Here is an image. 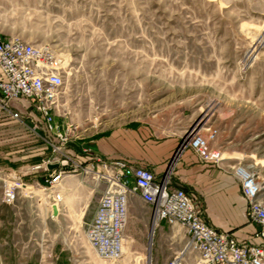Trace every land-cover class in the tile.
Listing matches in <instances>:
<instances>
[{
	"label": "rangeland",
	"instance_id": "1",
	"mask_svg": "<svg viewBox=\"0 0 264 264\" xmlns=\"http://www.w3.org/2000/svg\"><path fill=\"white\" fill-rule=\"evenodd\" d=\"M0 33L51 48L64 76L53 121L68 148L121 130L154 142L215 131L210 150L240 154L264 206V0H0ZM33 180L23 227L0 234V264H166L179 254L195 264L181 228L151 221L120 260L99 259L84 232L104 184L90 172L66 174L60 223L33 228L30 210L50 204ZM139 211L151 217L142 201Z\"/></svg>",
	"mask_w": 264,
	"mask_h": 264
},
{
	"label": "built area",
	"instance_id": "2",
	"mask_svg": "<svg viewBox=\"0 0 264 264\" xmlns=\"http://www.w3.org/2000/svg\"><path fill=\"white\" fill-rule=\"evenodd\" d=\"M63 80L49 46L27 42L17 36L6 38L0 33L3 115L48 150L49 157L33 170H47L51 165H58L52 175L38 183L50 200L49 208L55 206L60 210L62 197L54 194L66 174L90 172L95 182L104 184L84 232L89 247L99 259L109 262L121 259L129 199L137 197L151 207L152 225L164 223L183 230L188 240L186 250L195 255V264H264V242H240L230 234L217 232L202 218V210L193 196L181 188L170 187V171L186 151L191 150L208 164L220 161L219 152L209 148L216 137L215 131L208 130L204 136L197 129L190 130L173 153L168 171L161 179L146 167L126 159L105 160L88 149L78 154L68 148L69 138L53 121ZM235 175L247 203V219L260 228V236L264 239V206L259 202L261 186L245 169L238 167ZM21 192L33 195L32 187L21 177L12 178L4 186L2 202L13 204ZM166 264H185V259L179 254Z\"/></svg>",
	"mask_w": 264,
	"mask_h": 264
},
{
	"label": "crops",
	"instance_id": "3",
	"mask_svg": "<svg viewBox=\"0 0 264 264\" xmlns=\"http://www.w3.org/2000/svg\"><path fill=\"white\" fill-rule=\"evenodd\" d=\"M2 104L3 98L0 94V234L9 232L13 228L16 230L22 228L24 222L20 215L26 205L33 206L32 198L22 194L18 195L11 205L3 203L1 197L5 184L14 177H21L22 181L30 186L29 182H34L33 179L43 181L55 171L48 168L33 170L46 161L49 152L42 142L36 146L35 140L29 134L4 117ZM179 139L167 137L155 142L147 141L146 136L140 132L121 130L78 144V148L72 150L81 154L88 149L92 154L109 161L126 159L146 167L161 179L168 171L166 161L175 152ZM219 154L221 159L217 164H208L201 161L191 150L186 151L170 171V187L181 188L193 196L195 203L202 210V218L217 232L230 234L240 242L254 244L264 242L260 236V228L249 222L246 216L247 203L241 194L240 184L235 175L238 166L236 161L239 160L236 155L240 154L228 152H219ZM64 178L55 188V191L58 190L63 194L64 209L59 210L56 217L53 216L50 208L30 210L29 217L33 222V228H49L51 224L60 223L63 211L66 212L69 207L65 196L70 188V182L65 181L61 184ZM140 207L139 198L129 199L123 244L133 236L144 234L147 230V222L148 229L150 228L152 209L148 206L151 217L147 218L145 212L139 211ZM94 212L95 207L91 218ZM159 229L162 230L163 226Z\"/></svg>",
	"mask_w": 264,
	"mask_h": 264
},
{
	"label": "water",
	"instance_id": "4",
	"mask_svg": "<svg viewBox=\"0 0 264 264\" xmlns=\"http://www.w3.org/2000/svg\"><path fill=\"white\" fill-rule=\"evenodd\" d=\"M49 170H56L58 169V165H51L48 167ZM52 213L53 216L56 217L58 215V209L55 206H52Z\"/></svg>",
	"mask_w": 264,
	"mask_h": 264
}]
</instances>
